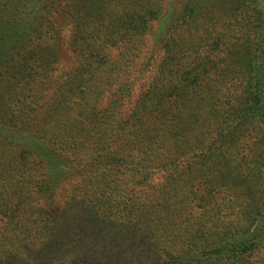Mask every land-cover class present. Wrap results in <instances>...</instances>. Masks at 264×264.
Wrapping results in <instances>:
<instances>
[{"label":"trees","instance_id":"16d2710c","mask_svg":"<svg viewBox=\"0 0 264 264\" xmlns=\"http://www.w3.org/2000/svg\"><path fill=\"white\" fill-rule=\"evenodd\" d=\"M4 1L0 8V222H4L0 264H51L41 257L43 250L61 254L53 259H68V264H77L79 259L86 264L88 259L102 261L99 264H206L230 259V264H240L239 256L249 240L243 237L246 230L225 225L224 218L214 217L206 209L194 214L193 206L204 198L198 196L187 175L216 176L228 185L244 181L250 195L264 196V23L259 38L246 42L244 52L232 53L225 69H219L235 84L232 102L217 108L222 119L186 126L183 111H192L188 105L196 109L197 102L205 104L211 90L196 71L186 72L184 77L192 79L189 83H181L182 74L168 85L160 79L130 108L122 106L118 95L111 98L109 94L110 102L98 110L101 93L97 89L102 82L95 84L93 76L112 65L105 52L107 45L120 41L123 49H129L130 39L99 43V34L90 26L95 14L83 15L89 0L83 10H75L76 39L67 47L87 54L82 55L74 77L45 93L48 85L36 76L53 69L59 50L37 43L34 66L36 60L30 61V54L25 57L29 52L24 42L41 29L33 25L34 7L20 17L14 0ZM251 3L253 6L241 3L234 16L237 23L246 20V27L253 21L264 22L259 5L254 0ZM144 12L149 18L155 14L153 10ZM47 29L56 33V22L49 20ZM11 50L20 53L13 55ZM209 61L217 69L218 62ZM165 65L160 68L170 71L171 66ZM84 74L90 77L77 79ZM177 74L175 70L169 76L172 79ZM204 74L206 80L213 76L216 85L222 82L220 75ZM25 79L26 85L20 87ZM13 101L19 106L16 115L10 107ZM194 129L193 140L182 139L177 144L182 133L186 136ZM2 130L33 131L34 135H26L46 146L60 169L55 174L44 173L48 160L27 144L8 140ZM244 133L250 142L247 154L238 158L237 166H231L235 154L222 147ZM30 155L38 160L33 170L28 167L33 162L27 160ZM154 168L163 172V180L156 184L150 181ZM74 178L79 180L71 183L69 179ZM33 184L40 195L43 188H49L52 205L49 225L43 227L49 237L44 242L37 239L39 248L34 237L39 234L37 223L42 214L37 210L41 206L33 205L31 196H26ZM64 184L68 186L64 188ZM176 186L189 189L180 197H170L169 191ZM66 188H70L68 195L63 196L60 212H55ZM200 216L215 224L205 230L212 236L195 234L200 232L201 225L194 229ZM113 226L121 228L115 232Z\"/></svg>","mask_w":264,"mask_h":264},{"label":"rangeland","instance_id":"374dc122","mask_svg":"<svg viewBox=\"0 0 264 264\" xmlns=\"http://www.w3.org/2000/svg\"><path fill=\"white\" fill-rule=\"evenodd\" d=\"M254 1L259 5L262 14L261 19L264 21V0ZM49 2H52V5H49ZM87 2L88 0H14L16 7L18 5L21 10L20 17L27 13L30 14L34 7L33 25L41 27L40 31L30 33L25 38V50L29 52L25 57L30 54V61L36 60L33 64L34 66L37 64V50L33 52L37 43L41 47L50 46L59 50L57 62L53 65V69L49 70L44 76H36V78H44L45 84L48 85V89L45 91L47 94H50L56 85L67 82L74 77L79 63L82 61V55L87 54L79 53L76 49L72 51V48H67L76 39L77 21L75 10L78 7L83 10ZM94 2L95 0H89L88 10H85L83 15L95 14L90 26L92 30H95V33L99 34L98 42L103 43L105 40L116 38L130 39L129 49H123L120 41H112L111 44H108L105 52L108 55V61L112 62V65L104 68L103 73H96L93 76L95 84L102 82L101 87L97 89L101 93L100 101L97 102L98 110H102L110 102V99L106 97L109 94L111 98L114 96L117 98L116 95H118L122 106L130 108L137 98L146 94L160 79L163 80L164 85H168L172 83V80L178 78V75L182 74L181 83H189L192 82V79L189 80L184 77L186 72L196 71L200 74L203 82L207 81L209 84L207 86L211 90L206 93L207 100L205 104L197 102L196 109L187 104L188 110L191 109L192 111H183L184 120L182 124L190 126L193 122H201L202 120L214 122V120L220 121L222 119V112L217 111V108L225 106L228 100L231 101V94L235 90L234 82L231 83V78L225 77V72L222 71L225 69L224 65L226 66L232 53L239 55L244 52V44L252 39H258L260 32H263L264 22L253 21L249 27H246V20L239 23L235 20L234 16L240 12V4L246 2L253 6L251 0H100L96 5ZM5 4L4 0H0V8ZM146 10L155 11L154 16L152 18L145 16L144 11ZM133 17L135 19H131ZM30 19L31 16H28L27 20ZM49 20L56 22L58 28L56 33H52L47 29ZM131 31H134L135 34L132 35ZM82 46L84 47V45ZM74 48L76 47L74 46ZM15 53H20V51L11 50V54L14 55ZM23 57L19 55V58L22 59ZM209 60L218 62L217 69L214 68L213 63L210 64ZM190 62L193 63L190 65ZM164 65L171 66V70L165 71L160 68ZM188 66L190 67L188 68ZM161 70L163 75H160ZM175 70L179 74L171 79L169 74ZM205 72L211 75H220V78L222 76V82L216 85L213 76L206 80ZM88 77L90 76L84 74L83 76H77V79ZM26 80L19 82L20 87L26 85ZM10 107L12 113L16 115L19 106L15 101ZM22 113L25 117V111H22ZM194 116H196V119H193ZM1 132L8 140L17 142L18 145L27 144L36 153L45 157L48 160L49 167L44 173L49 171L51 174H55L54 172L60 169L61 164L49 149L26 135H34L33 131L26 130L22 133L15 130L8 132L2 130ZM182 134L177 139V144H180L183 141L182 139L193 140L192 136L196 134V130H191L186 136H182ZM0 135L2 136V134ZM248 137V134L244 133L238 136L233 143L226 142L223 145L222 149L227 148L229 152L235 154L234 159H230L231 166H237L239 164L238 158L247 154L246 152L250 146ZM162 151H164V148H162ZM163 156L165 158V153ZM27 160L33 161L32 164L28 165L33 170V164L38 160H33L31 155L27 157ZM164 161L165 159L163 163ZM37 167H40V165L38 164ZM154 169L150 181L156 184L163 180V172ZM185 172L189 171L186 170ZM187 176L192 180V186L196 187L198 196L204 198L199 202L203 207L199 204L193 206L192 212L197 215L201 212V209H206L214 217L219 215L224 218L225 225L239 226L240 231L246 230V232H243V237L249 240L246 242L244 251H241L239 263L264 264V196L258 198L250 195L244 181L241 184L228 185L216 176L200 177L194 172H190ZM77 180L79 179H69L71 183ZM65 186H68V184H64V188ZM173 189L169 191L170 197L174 194L180 197V194L186 193L189 187L183 186V188H180L176 186ZM69 190L70 188H66L65 192L60 193L62 197L55 208V212H60L61 202L68 195ZM48 192L49 188H43L41 195L38 194L36 186L33 184L29 192L26 193V196H31L30 199L33 205L41 206V209L37 210L38 213L42 214L41 220L37 223L39 234L34 237L37 248L40 247V242L46 241L49 237L43 228L49 225L52 217L50 213L52 205L49 204ZM206 217L204 216V219H202L203 216L197 218L194 229H196L197 224L202 227L200 226V232L195 231V234L203 237L213 235L210 231L205 232L210 224L211 226L215 225L211 219H206ZM3 223L0 222V228ZM120 228L119 226L116 228L113 226L115 232ZM201 232L205 233L201 235ZM218 236L220 235L218 234ZM129 244L126 243L125 245L129 246ZM41 252V257L48 258L51 264H68V259L62 261L53 259L62 257L61 254L52 255L45 250ZM87 262L89 264L102 263V261L96 259H88ZM221 262L230 264V259H223ZM223 263L207 262L206 264ZM77 264H86V262L79 259Z\"/></svg>","mask_w":264,"mask_h":264}]
</instances>
